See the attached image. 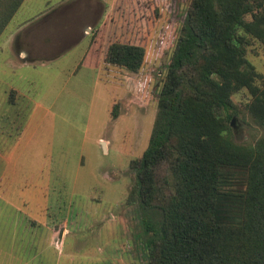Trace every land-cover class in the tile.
<instances>
[{"label":"rangeland","instance_id":"1","mask_svg":"<svg viewBox=\"0 0 264 264\" xmlns=\"http://www.w3.org/2000/svg\"><path fill=\"white\" fill-rule=\"evenodd\" d=\"M188 1L22 0L0 34V260L146 264L129 162L146 147ZM31 27L34 45H51L28 48ZM111 42L143 48L136 72L102 66ZM253 51L264 78V48ZM246 94L231 96L245 114L231 132L252 144L264 130Z\"/></svg>","mask_w":264,"mask_h":264},{"label":"trees","instance_id":"2","mask_svg":"<svg viewBox=\"0 0 264 264\" xmlns=\"http://www.w3.org/2000/svg\"><path fill=\"white\" fill-rule=\"evenodd\" d=\"M21 2L0 0V34ZM179 31L146 147L129 162L125 203L138 208L146 264H264V134L236 142L230 125L244 91L264 130V78L246 57L264 48V0H189ZM143 56L111 42L102 66L136 72Z\"/></svg>","mask_w":264,"mask_h":264},{"label":"flooded vegetation","instance_id":"3","mask_svg":"<svg viewBox=\"0 0 264 264\" xmlns=\"http://www.w3.org/2000/svg\"><path fill=\"white\" fill-rule=\"evenodd\" d=\"M46 18L44 17L42 20H40L38 26H41L40 29L42 28L43 24L46 22ZM35 27H31L29 28V30L26 31V44L28 45L27 47L30 48V49H33V47H36L38 48V50H43L48 44H47V41L43 40L41 43H38L37 39H38V36L36 38V44L34 45V37H33V33H36L34 31ZM37 30V29H36ZM75 34V25L73 27H71L70 31L66 34H63L62 36H59L60 38L58 39L57 38V41H62L64 39H66L67 37L71 36ZM17 37V36H16ZM52 43V42H51ZM51 43L49 45H51ZM49 45L47 47H49ZM33 52V50H31ZM35 52V51H34Z\"/></svg>","mask_w":264,"mask_h":264},{"label":"crops","instance_id":"4","mask_svg":"<svg viewBox=\"0 0 264 264\" xmlns=\"http://www.w3.org/2000/svg\"><path fill=\"white\" fill-rule=\"evenodd\" d=\"M21 53V50H19V54ZM9 160V159H8ZM59 238H60V234H58V240H59ZM3 264H14L13 262H11V261H2V260H0ZM52 264V263H51Z\"/></svg>","mask_w":264,"mask_h":264},{"label":"water","instance_id":"5","mask_svg":"<svg viewBox=\"0 0 264 264\" xmlns=\"http://www.w3.org/2000/svg\"><path fill=\"white\" fill-rule=\"evenodd\" d=\"M233 121H234V118L232 117L231 120H230V125L233 126Z\"/></svg>","mask_w":264,"mask_h":264}]
</instances>
